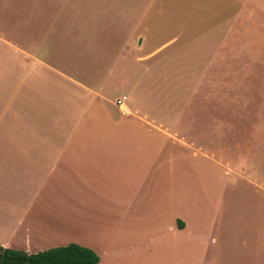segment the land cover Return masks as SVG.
<instances>
[{
    "label": "crops",
    "instance_id": "crops-1",
    "mask_svg": "<svg viewBox=\"0 0 264 264\" xmlns=\"http://www.w3.org/2000/svg\"><path fill=\"white\" fill-rule=\"evenodd\" d=\"M193 5L209 10L210 40L226 32L220 41L229 46L232 16L242 32L253 14L264 43V0ZM140 7L137 0H0V95L16 84L18 96L7 118L0 114V178L16 194L0 196V245L37 254L78 244L99 264H264V119L254 133L253 121L222 122L216 111L228 106L211 105L203 151L195 121L148 119L113 95L119 86L103 77L95 85L89 48L112 46L95 35L109 30L107 15ZM234 126L242 127L237 155ZM17 209L23 216L15 220L8 212Z\"/></svg>",
    "mask_w": 264,
    "mask_h": 264
},
{
    "label": "rangeland",
    "instance_id": "rangeland-1",
    "mask_svg": "<svg viewBox=\"0 0 264 264\" xmlns=\"http://www.w3.org/2000/svg\"><path fill=\"white\" fill-rule=\"evenodd\" d=\"M186 1L187 5L182 7L178 0H137V5L142 7L137 14L128 16L117 9L119 13L106 16L110 20L109 30L95 35L111 39L112 46L89 48L88 55L95 59L91 68L99 72L95 85L103 77L104 82L119 86L113 95L126 96L134 109L148 119L183 120L189 124L195 121L198 124L195 129L201 133L202 149L208 151L211 113L213 118L211 105L228 106L227 110L219 107L216 111L222 122L228 119V123L233 121L236 126L243 119L253 121L255 126L249 129L254 133L258 128V116L264 119V43L258 45L254 26L258 16L253 14L244 17L249 31L242 32L238 30L242 23L237 22L236 15L232 16L235 18L232 22L234 35L229 46H222L220 41L226 32L210 40L208 8L198 10L193 5L194 0ZM233 6L239 11V4ZM83 54L81 48L73 59ZM78 65L82 63H73L74 71L80 69ZM13 87L6 95H0V114L5 110L6 118L7 103L15 106L18 103L16 84ZM235 126L232 127L233 139L229 141L233 140L237 155L242 145L234 143L235 130L242 127ZM253 149V156H256L257 147ZM254 162L256 164L257 160ZM187 178L194 182V176ZM200 184L202 188L208 184L206 176H202ZM187 190V197H192V190ZM2 192L0 196H8L5 201L16 197L0 178ZM209 195L210 190L206 197ZM8 213L15 220L23 216L21 209Z\"/></svg>",
    "mask_w": 264,
    "mask_h": 264
},
{
    "label": "trees",
    "instance_id": "trees-1",
    "mask_svg": "<svg viewBox=\"0 0 264 264\" xmlns=\"http://www.w3.org/2000/svg\"><path fill=\"white\" fill-rule=\"evenodd\" d=\"M100 257L91 249L78 244L28 254L0 245V264H99Z\"/></svg>",
    "mask_w": 264,
    "mask_h": 264
},
{
    "label": "built area",
    "instance_id": "built-area-1",
    "mask_svg": "<svg viewBox=\"0 0 264 264\" xmlns=\"http://www.w3.org/2000/svg\"><path fill=\"white\" fill-rule=\"evenodd\" d=\"M123 100H126V98H124ZM117 103H118L120 106H122L123 101H118Z\"/></svg>",
    "mask_w": 264,
    "mask_h": 264
},
{
    "label": "water",
    "instance_id": "water-1",
    "mask_svg": "<svg viewBox=\"0 0 264 264\" xmlns=\"http://www.w3.org/2000/svg\"><path fill=\"white\" fill-rule=\"evenodd\" d=\"M140 43H141V40H140Z\"/></svg>",
    "mask_w": 264,
    "mask_h": 264
}]
</instances>
